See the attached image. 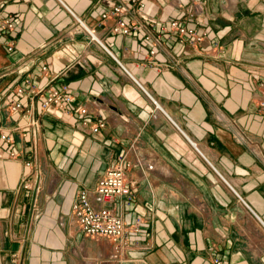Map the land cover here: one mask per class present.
Returning a JSON list of instances; mask_svg holds the SVG:
<instances>
[{"label":"crops","instance_id":"1","mask_svg":"<svg viewBox=\"0 0 264 264\" xmlns=\"http://www.w3.org/2000/svg\"><path fill=\"white\" fill-rule=\"evenodd\" d=\"M114 6L140 29L113 33L115 19L101 15ZM0 7L13 19L0 36V132L12 140L0 141V264H264V0ZM175 20L204 32L203 42L180 43L168 29ZM26 79L42 94L13 95L24 109L6 114V95ZM61 84L72 107L102 114L103 129L91 132L95 117L41 111ZM122 153L132 201L116 198L115 214L141 224L115 252L111 241L81 233L71 206Z\"/></svg>","mask_w":264,"mask_h":264},{"label":"built area","instance_id":"2","mask_svg":"<svg viewBox=\"0 0 264 264\" xmlns=\"http://www.w3.org/2000/svg\"><path fill=\"white\" fill-rule=\"evenodd\" d=\"M194 1L196 0H192V2ZM129 2L130 4H134L137 0H129ZM2 12L0 7V36L2 32H10L13 29V19L9 16H3ZM195 12L187 14L189 20L196 19ZM126 13H128V9L122 6H114L109 11L104 12L101 15V19L114 18L115 24L112 32L115 34L121 33L123 35H129L131 32H137L140 27L137 24H132L125 20ZM77 21L80 28L88 35L90 41L96 42L116 61L119 69L126 75H129L124 66L108 52L101 41L93 36L94 31L89 30L80 20ZM148 21L151 23L150 26L154 27L153 21ZM168 29L178 36L180 43L186 44L191 49L200 45L206 37L204 32L197 31L194 26H187L185 23L177 20L170 22L168 24ZM144 40L149 42L151 37L146 35ZM11 49L12 45L9 44L7 46V51ZM156 53L157 46L154 44L147 54L150 57H154ZM41 71L42 74H46L47 66H43ZM23 85L25 89L22 86H16L9 95H6L4 105L6 114H13L24 109L23 103L15 101L13 95L42 94V90L36 91L35 86L29 79H26ZM72 102L73 98L69 91V87L65 84H61L57 88L48 89L47 93L41 99L40 109L41 111L47 112L50 108H54L67 115L75 114V116L80 119H84L87 116H91V118L95 117L96 123L91 127L92 133H97L105 127L104 117L101 113L91 114L83 107H72ZM260 107L264 108V103H260ZM219 120L228 124L222 116H219ZM31 123L36 125V121ZM234 135L238 141H244V138L239 133L234 132ZM0 141L6 144L12 143L10 136L2 132H0ZM8 156L11 158L15 157V153L9 152ZM27 166H29V163ZM129 166L127 155L123 153L119 154L113 159L109 168L98 179L94 189H80L71 206V213L81 233L87 237L104 238L111 241L115 252H120L130 246V236L138 232V228L141 224L140 219L135 220L132 224H126L120 216L115 214L116 198L123 199L126 204L132 201L131 190L125 181V173ZM28 187L29 184H24V188ZM213 263L221 264V262L216 259Z\"/></svg>","mask_w":264,"mask_h":264},{"label":"bare ground","instance_id":"3","mask_svg":"<svg viewBox=\"0 0 264 264\" xmlns=\"http://www.w3.org/2000/svg\"><path fill=\"white\" fill-rule=\"evenodd\" d=\"M92 33V32H91ZM93 36L96 38L95 34L93 33Z\"/></svg>","mask_w":264,"mask_h":264}]
</instances>
